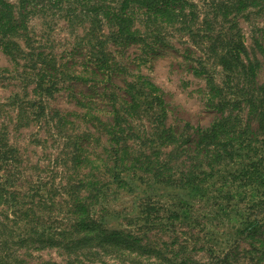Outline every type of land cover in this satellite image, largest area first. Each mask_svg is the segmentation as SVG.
I'll return each mask as SVG.
<instances>
[{
  "label": "trees",
  "instance_id": "16d2710c",
  "mask_svg": "<svg viewBox=\"0 0 264 264\" xmlns=\"http://www.w3.org/2000/svg\"><path fill=\"white\" fill-rule=\"evenodd\" d=\"M37 7V14L46 8L62 12L69 28L79 27L82 30L80 41L82 49L86 50L87 63L105 77L112 70L110 55L106 50L108 44L120 46L137 43L142 45L145 53L156 52L160 46L169 45L167 35L168 30L172 29L187 35L192 42L206 40L204 46L207 45L208 57H213L217 66L221 67L224 80L221 85L215 84L207 76L205 68L195 70L196 74L206 75L209 99L211 102L217 101L213 109L218 117L206 128L191 129L192 135L186 131L175 133L171 128H166L164 101L151 82L142 80L141 86L128 83L125 93L130 96V101L120 100V104H117L116 100L109 114L111 123L99 122L100 132L104 133L108 143L105 151L108 154L107 163H103V168H95V176L93 174L90 180H76L60 186L62 194L69 199V202L66 201L68 217L66 215L62 220L64 228L52 230V222L44 230L41 220L35 219L33 226H39L31 228L33 236H28L25 241L56 243L66 248L100 247L103 256L123 249L142 250L138 235L135 237L131 232L108 229L107 225L114 216L118 219H123V216L120 213L115 215L108 206H103L107 190L129 192L139 188V183L142 188L138 190L149 197L159 190L171 188V193H164L167 197H173V203L166 205L171 215L167 218L169 226L175 229V226L183 225L188 231L184 234L188 237L183 240L176 235L168 250H153L148 256L153 261L147 259L142 264H200L188 255L190 247L195 252L205 249L209 254V261L205 264H225L240 249V241L248 244V248L242 251L248 257L247 264H264V80H256L259 62L242 61L241 54L247 57L244 47L239 40L229 39L230 34L223 28L225 21L233 24V17L249 8L264 11V0H201V6L192 0H18L17 5L0 0V48L11 61L17 62L27 55L18 42L24 41L27 46L24 14ZM229 15H233L232 19H228ZM224 46L232 48L224 51ZM262 53L264 55V51ZM36 58L38 61L45 60L39 55ZM51 67L54 70V65ZM41 72L42 76H46V70ZM233 76L238 77L235 88L231 87ZM68 78L80 80L73 76ZM36 85L42 94L52 95L53 83L44 84L42 80ZM138 111L148 117L153 129L137 142L138 145L142 144V153L134 155L128 143L130 123ZM234 111L236 113L232 116ZM242 112L244 121L240 118ZM136 139L139 138L136 136ZM165 149L169 150L161 153ZM17 163L16 150L4 143L0 133L2 251L10 243V233L15 230L12 226L9 232L1 230L2 227L7 228L4 224L16 225L19 222L20 225V221L28 218L29 212L34 215L44 205H37L33 200L30 207L21 209L28 195H21L17 189L23 176L21 168H16ZM108 163H111L110 167ZM139 173H142V178L138 176ZM240 185L248 189L239 191ZM31 187L28 191L36 194L39 186L34 190ZM241 194L243 201L248 200L244 214L238 216L237 234L240 238L232 244L227 242L229 250L226 252L209 253L211 249L208 250L207 246L211 240L206 239L209 233L206 232V225L209 220L216 221L219 217H211L200 208L203 204L211 207L212 202L218 199L230 201ZM157 205L164 209L165 204ZM161 210L158 209L157 213ZM250 211L251 214L248 213ZM214 215L218 216V213ZM149 217L145 220L147 227H154L155 220H158V225H163L160 224L163 219L149 220ZM214 226L218 227L219 224L215 223ZM25 241L18 240L17 243L23 244ZM117 256L125 255L117 253ZM124 259L118 260L123 262ZM75 263L84 264L79 259ZM0 264L26 263L14 255L7 261L0 258ZM41 264L54 263L47 261Z\"/></svg>",
  "mask_w": 264,
  "mask_h": 264
},
{
  "label": "rangeland",
  "instance_id": "374dc122",
  "mask_svg": "<svg viewBox=\"0 0 264 264\" xmlns=\"http://www.w3.org/2000/svg\"><path fill=\"white\" fill-rule=\"evenodd\" d=\"M7 1L17 5L18 0ZM192 1L201 6V0ZM199 9L202 11V8ZM37 10L38 7L24 14L23 21L28 33L27 46L24 41L18 42L28 56L14 62L0 48V133L4 143L16 150V168H21L23 173L17 189L21 195H28V198L22 202L24 206H21V209L30 207L33 200L37 205H44L40 206L41 210L34 215L29 212L28 218L20 221V225L19 222L16 225L4 224L7 228L2 227L1 230L9 232L11 226L15 230L10 233L12 237L10 243L3 248L5 251L0 249V258L7 261L16 255L26 264H41L47 261L54 264H76L78 259L84 264H142L147 259L153 261V258L148 257L153 250H168L176 235L182 240L188 237L184 235L188 231L183 225L175 226V229L169 226L170 221L167 218L171 215L166 205L173 203V197H167L164 193H171V188L159 190L150 197L138 190L142 188L139 183V188H134L133 191L114 189L105 192L103 206H108L113 214L120 213L123 216V219L114 216L113 221L107 225L108 229L131 232L135 237L138 235L142 250L123 249L103 256V249L100 250V247L66 248L56 243L50 245L25 240L28 236H33L31 228L36 229L39 226H33L35 219L41 220L40 224L44 230L52 222V230L64 228L62 220L66 215L68 217L66 201L69 202V199L62 194L60 186L76 180H90L93 174L95 176V168H103V163H107L108 154L105 151L108 143L104 133L100 132L99 122L111 123L109 114L116 100L117 104H120V100L130 101V96L125 93L128 83L141 86L142 80L151 82L159 90L164 101L166 128H171L175 133L186 131L192 135L191 129L206 128L218 117L213 109L217 101L211 102L209 99L206 75L196 74L195 70L205 68L208 71L207 76L218 85L224 80V72L217 66L213 57H208L205 48L207 45L204 46L206 40L201 43L198 40L192 42L187 35L169 29V45L160 46L156 52L145 53L142 45L137 43L120 46L108 44L106 50L110 55L112 70L111 74L105 77L96 73L87 63L86 50L82 49L80 41L82 30L79 27L69 28L67 20L63 18L64 14L54 8H46L38 14ZM232 17L233 15H229L228 19ZM232 23L225 21L223 28L230 34L229 39L239 40L244 47L247 57L240 53L242 61L259 62L256 80L263 81L264 11H260V8H249L236 18L233 17ZM104 31L106 32V29ZM224 48L226 51L232 47ZM38 55L45 60L38 61ZM50 65H54V70ZM42 70H46V76H42ZM69 76L80 80H71ZM237 78H231V87L235 88ZM42 80L44 84H54L51 96L39 91L36 84ZM235 113L234 111L231 115ZM240 118L245 120L243 112ZM148 120L141 112L136 113L131 120L128 144L134 155L142 153V144L138 145L137 142L153 129ZM136 136L139 139H136ZM168 150H161V153ZM108 166L110 167L111 163H108ZM138 176L143 177L142 173ZM36 186H39L36 194H33L34 191H28L30 187L34 190ZM240 186L239 191L248 189ZM241 198L242 194L230 201L218 199L212 202L211 207L203 204L200 208L211 217H219L216 221L209 220L206 225V232H209L206 239L211 240L207 246L208 250L211 249L209 253L221 250L226 252L229 250L227 242L232 244L240 238L237 234L238 216L244 214L248 200L243 201ZM157 204H165L164 209L157 207ZM158 209H162V212L157 213ZM215 212L218 216L214 215ZM147 216H150L149 220L163 219L160 223L163 225H158V220H155L154 227H147ZM215 223L219 226L215 227ZM18 240L25 242L18 244ZM239 248L230 262L226 261L225 264L248 263V257L242 252L248 248L247 242L240 241ZM117 253L125 256L116 257ZM187 253L200 264L209 261V254L205 249L195 252L190 247ZM118 259H124V263Z\"/></svg>",
  "mask_w": 264,
  "mask_h": 264
}]
</instances>
